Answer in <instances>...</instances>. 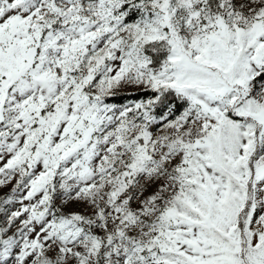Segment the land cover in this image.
Listing matches in <instances>:
<instances>
[{
  "label": "snow or ice",
  "instance_id": "1",
  "mask_svg": "<svg viewBox=\"0 0 264 264\" xmlns=\"http://www.w3.org/2000/svg\"><path fill=\"white\" fill-rule=\"evenodd\" d=\"M0 264H264V0H0Z\"/></svg>",
  "mask_w": 264,
  "mask_h": 264
}]
</instances>
